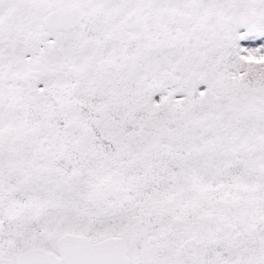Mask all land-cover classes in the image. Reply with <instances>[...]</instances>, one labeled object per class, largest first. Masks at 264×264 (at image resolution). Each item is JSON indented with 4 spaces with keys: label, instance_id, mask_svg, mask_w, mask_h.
<instances>
[{
    "label": "snow or ice",
    "instance_id": "1",
    "mask_svg": "<svg viewBox=\"0 0 264 264\" xmlns=\"http://www.w3.org/2000/svg\"><path fill=\"white\" fill-rule=\"evenodd\" d=\"M0 264H264V0H0Z\"/></svg>",
    "mask_w": 264,
    "mask_h": 264
}]
</instances>
